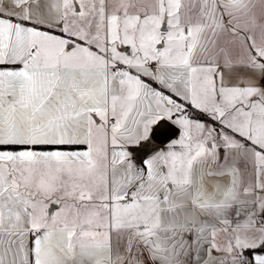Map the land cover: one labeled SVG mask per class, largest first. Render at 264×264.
<instances>
[{"label":"snow or ice","instance_id":"snow-or-ice-1","mask_svg":"<svg viewBox=\"0 0 264 264\" xmlns=\"http://www.w3.org/2000/svg\"><path fill=\"white\" fill-rule=\"evenodd\" d=\"M0 264H264V0H0Z\"/></svg>","mask_w":264,"mask_h":264}]
</instances>
